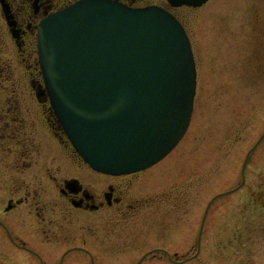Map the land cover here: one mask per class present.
I'll use <instances>...</instances> for the list:
<instances>
[{"label":"rangeland","instance_id":"1","mask_svg":"<svg viewBox=\"0 0 264 264\" xmlns=\"http://www.w3.org/2000/svg\"><path fill=\"white\" fill-rule=\"evenodd\" d=\"M146 3L171 9L183 20L194 49L197 85L188 129L165 160L123 178H131L132 196L170 197L168 203L183 204L184 215L167 220L159 215L152 224L143 219L135 239L121 251L94 249L104 264H136L155 246H164L170 257L157 251L141 264H235L240 259L264 264V0H207L197 6L168 0ZM7 55L13 72L2 81L0 94L20 103L26 123L34 125L36 139L47 149L53 139L47 122L52 115L47 102L38 104L31 82L37 77L35 68L20 61L16 48ZM27 63L33 64L28 55ZM70 150L65 146L63 155L75 162ZM59 158L61 166L70 165ZM179 170H187L185 176L175 173ZM161 171H167L165 179L142 178ZM53 187L46 196L55 195ZM2 208L0 204V213ZM3 245L0 239V251L5 252ZM10 255L2 258L0 253V264H29L22 255ZM190 256L181 263L171 260Z\"/></svg>","mask_w":264,"mask_h":264},{"label":"water","instance_id":"2","mask_svg":"<svg viewBox=\"0 0 264 264\" xmlns=\"http://www.w3.org/2000/svg\"><path fill=\"white\" fill-rule=\"evenodd\" d=\"M38 47L54 110L94 168H146L185 133L196 64L184 27L162 7L80 0L44 19Z\"/></svg>","mask_w":264,"mask_h":264},{"label":"flooded vegetation","instance_id":"3","mask_svg":"<svg viewBox=\"0 0 264 264\" xmlns=\"http://www.w3.org/2000/svg\"><path fill=\"white\" fill-rule=\"evenodd\" d=\"M73 1L0 0V88L5 89L2 81L8 80L13 72L7 54L12 55V49L16 48L20 61L35 68L37 77L31 82L38 104L42 106L47 102L46 110L48 108L52 115L47 119L53 138L48 142V151L43 148V140L36 139L34 125L26 123L20 103L0 94V204L3 205L0 239L8 249L5 252L1 249L0 253L2 258L6 255L10 258V252L22 255L29 264H104L105 260L102 261L99 251L94 249L96 246L121 251L128 241L135 239L143 219L152 224L159 215L165 220L184 215L180 213L183 204L180 201L168 203L170 197L163 201L164 197L149 199L143 194L131 195V178L123 177L142 171L111 175L89 166L71 147L55 117L42 87L37 30L45 16ZM121 1L131 5L143 3V0ZM175 15L183 22L177 13ZM27 55L33 59V64L27 63ZM46 110L44 108L45 114ZM67 145L71 149L69 156L80 164H74L63 155L62 149ZM58 158L61 161L64 158V163L70 165L61 166L56 162ZM152 176L153 179L159 177L151 174L142 178L147 180ZM244 179L247 180V175ZM51 186L55 195L46 196ZM215 209L221 210L220 206ZM31 216L33 220H29ZM159 247L165 248H153ZM157 251L165 252L152 250L146 257ZM78 257L81 259L75 260ZM243 260L235 264H252Z\"/></svg>","mask_w":264,"mask_h":264},{"label":"bare ground","instance_id":"4","mask_svg":"<svg viewBox=\"0 0 264 264\" xmlns=\"http://www.w3.org/2000/svg\"><path fill=\"white\" fill-rule=\"evenodd\" d=\"M190 40H191V39H190ZM191 46H192V52H193L194 59H195V54H194L193 45H191ZM196 81H197V80H196ZM164 160H165V158L162 159L161 161H164ZM161 161H160V162H161ZM160 162H159V163H160ZM188 163H189V162H188ZM188 163H187V165H188ZM186 172H187V170H184V171H183V170H179V172H175V173H177L178 176H180V175H181V176H185L184 173H186ZM153 175H154V176L158 175V176H159V180H160V179H163V178L165 179V178L167 177V176H166V175H167V171L157 172V173H155V174H153ZM172 176H173V175H172Z\"/></svg>","mask_w":264,"mask_h":264}]
</instances>
